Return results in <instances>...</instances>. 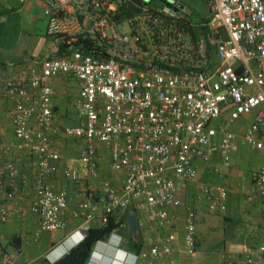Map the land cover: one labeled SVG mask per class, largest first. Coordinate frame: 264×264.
<instances>
[{
  "label": "built area",
  "instance_id": "1",
  "mask_svg": "<svg viewBox=\"0 0 264 264\" xmlns=\"http://www.w3.org/2000/svg\"><path fill=\"white\" fill-rule=\"evenodd\" d=\"M39 1L47 25L43 56L3 86L14 104L15 136L3 153L17 148L33 157L30 211L40 217L34 239L67 226V191L54 190L47 181L60 158L52 146L54 132L84 141L80 165L91 176L99 169L98 143L109 151L110 169L124 174L119 188L105 182L99 197L85 192L72 212L83 223L72 235L85 236L87 223L104 225L131 209L138 231L146 232L145 247L124 252L122 264H178L180 252L194 257L193 209H186L181 237L176 229L175 212L183 206L179 184L197 179L198 160L218 154L229 164L238 137L230 124L241 117L254 114L244 143L264 144V0H203L205 15L168 0ZM60 75L78 81L79 122L57 128L52 81ZM0 174L13 180L19 170L5 161ZM64 176L78 179L75 170ZM5 195L15 204L20 199L14 191ZM259 197H264V167L253 171L246 195L249 203ZM203 199L211 212L227 208L223 187L200 185L198 200ZM25 215L18 206L0 204L1 223ZM119 243L124 238L113 231L93 245L86 264H104ZM19 254L18 248L0 247V264H17ZM224 261L264 264V245Z\"/></svg>",
  "mask_w": 264,
  "mask_h": 264
},
{
  "label": "crops",
  "instance_id": "2",
  "mask_svg": "<svg viewBox=\"0 0 264 264\" xmlns=\"http://www.w3.org/2000/svg\"><path fill=\"white\" fill-rule=\"evenodd\" d=\"M8 6L7 9L0 7V24L3 26L0 35V173L3 163L10 161L18 168L19 176L12 180L8 175L2 177L0 174V204L6 203L8 208L18 206L26 215L24 218L12 216L4 223L0 222V247L20 249L17 264H45L57 261L68 252L69 247L65 242L83 223L82 219L73 217L72 212L85 192L95 191L99 197L105 182L119 188L124 174L110 169L109 151L104 144L98 143L99 169L96 176H91L80 165V151L84 141L52 132V146L60 158L56 163V171L47 181L54 190L65 188L67 191V226L56 233L44 231L38 239H34L40 217L30 211L35 193L33 157L17 148H13L8 154L3 153L6 145L15 142L10 116L14 104L5 94L3 86L5 79L13 73L39 62L40 59L22 56L18 48L24 35L42 37L46 42L47 25L39 0H21V3L18 1V4ZM52 86L55 92L54 126L62 128L78 124V81L71 76L60 75L53 79ZM253 119L254 114H250L231 124V130L238 137L237 149L231 154L229 164H225L218 154L212 155L207 161L198 160L197 179L179 184L183 206L175 212L176 229L181 237L186 209H193L196 213L197 253L194 257L178 253V264H215V258L218 264H224L225 257L237 260L258 245H264V197H259L252 203L246 199L252 185L253 171L264 167V144L260 148H253L243 140V134ZM65 170L77 171L78 179L73 181L66 178ZM23 175L27 176L25 181L22 179ZM200 185L223 187L227 190V208L224 212H211L207 199L198 200ZM7 191H14L20 198L16 204L15 201L6 200ZM87 226L89 230L100 226V222L94 220L87 223ZM141 234L145 239L146 232ZM201 248H205L203 257H197Z\"/></svg>",
  "mask_w": 264,
  "mask_h": 264
},
{
  "label": "trees",
  "instance_id": "3",
  "mask_svg": "<svg viewBox=\"0 0 264 264\" xmlns=\"http://www.w3.org/2000/svg\"><path fill=\"white\" fill-rule=\"evenodd\" d=\"M3 26L0 24V35ZM132 210H127L124 214L111 216L109 222L98 227L90 228L87 232L85 241L74 248H71L63 257L55 262H46L45 264H86L90 256L93 245L101 240H105L107 234L113 231L119 232L125 239L123 246L125 249L133 252L143 249L145 246L141 231L131 232L128 229L127 217Z\"/></svg>",
  "mask_w": 264,
  "mask_h": 264
},
{
  "label": "rangeland",
  "instance_id": "4",
  "mask_svg": "<svg viewBox=\"0 0 264 264\" xmlns=\"http://www.w3.org/2000/svg\"><path fill=\"white\" fill-rule=\"evenodd\" d=\"M18 1L21 0H0V7H5L6 9L9 7V4H18ZM23 1V0H22ZM168 2L172 3V4H182L185 5L186 7H188L190 10H192L195 14H200V15H205L207 10L205 8V3L202 0H168ZM153 4H156L155 2H153ZM44 39L42 37H35V36H28V35H24L20 46L18 48V52L20 54H22V56L30 58V59H41L46 47V42L44 44ZM245 117V116H244ZM243 118V117H241ZM215 124L219 125L220 124V120L216 121ZM232 125L230 124V127ZM205 251V248H201L199 250V255L197 257H203V252ZM216 259V263L218 264V260ZM202 264V263H201ZM205 264V263H203Z\"/></svg>",
  "mask_w": 264,
  "mask_h": 264
},
{
  "label": "clouds",
  "instance_id": "5",
  "mask_svg": "<svg viewBox=\"0 0 264 264\" xmlns=\"http://www.w3.org/2000/svg\"><path fill=\"white\" fill-rule=\"evenodd\" d=\"M85 238H86V235L84 236L82 233H76L74 235H71L65 243L69 247V250H70L71 248L81 245L85 241ZM127 251L129 250L124 248L123 243H119V245L116 246V248L110 249L108 254H111V256H108L107 254L103 262L106 264H118V263L122 264L123 263L122 254ZM91 252H90V255H91Z\"/></svg>",
  "mask_w": 264,
  "mask_h": 264
},
{
  "label": "water",
  "instance_id": "6",
  "mask_svg": "<svg viewBox=\"0 0 264 264\" xmlns=\"http://www.w3.org/2000/svg\"><path fill=\"white\" fill-rule=\"evenodd\" d=\"M127 225H128V229L131 231V232H138L139 228H138V224H137V218H136V215L135 214H130L128 217H127ZM86 236L89 235L88 232L85 233ZM109 237V234H107L105 236V239H108Z\"/></svg>",
  "mask_w": 264,
  "mask_h": 264
},
{
  "label": "bare ground",
  "instance_id": "7",
  "mask_svg": "<svg viewBox=\"0 0 264 264\" xmlns=\"http://www.w3.org/2000/svg\"><path fill=\"white\" fill-rule=\"evenodd\" d=\"M108 256H111V254H109ZM107 262H109V261H107ZM104 264H106V263H104Z\"/></svg>",
  "mask_w": 264,
  "mask_h": 264
}]
</instances>
